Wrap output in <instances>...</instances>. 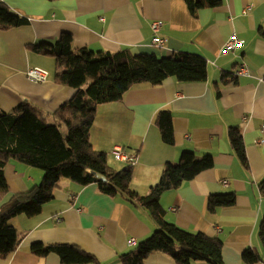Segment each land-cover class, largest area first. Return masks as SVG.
Listing matches in <instances>:
<instances>
[{
  "label": "crops",
  "instance_id": "1",
  "mask_svg": "<svg viewBox=\"0 0 264 264\" xmlns=\"http://www.w3.org/2000/svg\"><path fill=\"white\" fill-rule=\"evenodd\" d=\"M10 13L26 23L0 29V110L11 112L23 103L53 115L77 90L54 80L56 61L34 51L37 45H54L62 34L73 36V50L159 58L178 52L202 56L208 62V78L201 83L166 79L159 86L136 85L117 103L98 108L91 142L107 153L122 146L136 155L132 188L145 195L158 185L165 167L178 164L184 152L209 155L211 169L201 172L160 199L166 220L191 233H203L223 242L224 264H245L242 255L251 249L264 258L260 225L264 218V0H223L216 9L191 14L184 0H3ZM163 22L164 48L152 45L151 24ZM236 37L242 45L232 51L226 43ZM245 64L250 75L235 77ZM49 73L45 83L31 82L27 71ZM216 85L219 89H216ZM162 110L173 115L174 145L166 144L155 116ZM238 130L246 146L249 171L229 143V132ZM130 166V165H129ZM10 196L40 185L44 171L19 161L5 167ZM234 193L236 206L206 210L212 194ZM9 195L0 198V207ZM173 208H178L173 212ZM79 209L81 212H79ZM60 222H57V220ZM21 238L18 248L0 264H62L50 254L38 257L34 244H72L90 252L102 264H124L120 256L149 238L157 227L143 208L133 207L121 196L111 197L95 184L82 187L63 179L54 200L42 213L11 220ZM136 240L131 246L130 241ZM143 264H178L164 253L150 255ZM192 264H208L195 262ZM256 264H264L258 262Z\"/></svg>",
  "mask_w": 264,
  "mask_h": 264
},
{
  "label": "trees",
  "instance_id": "2",
  "mask_svg": "<svg viewBox=\"0 0 264 264\" xmlns=\"http://www.w3.org/2000/svg\"><path fill=\"white\" fill-rule=\"evenodd\" d=\"M184 1L192 15L202 8L216 9L223 4V0ZM25 23L26 20L10 13L0 0V29L8 30ZM73 41L72 35L62 34L54 45L41 44L32 48L55 59L57 84L77 90L68 103L53 115L28 103L8 113L0 110V198L9 195V200L0 207V259L9 256L20 244L21 238L11 220L21 215L29 218L40 215L54 200L59 183L70 179L82 187L95 184L108 196H121L133 207L147 211L154 221L156 231L120 256L124 264H143L155 253H164L178 264H224L220 239L191 233L168 222L160 203L164 193L179 189L201 172L211 169L214 166L211 156L199 157L194 152H184L178 164L165 167L159 184L142 195L132 188L134 166L113 168L108 154L96 151L91 142L100 106L122 101L132 87L140 84L159 86L168 78H175L179 83L205 82L208 78L206 59L187 52L159 58L153 54L133 56L126 51L119 54L76 51ZM154 124L160 129L163 141L174 145L171 111L159 112ZM229 143L244 169L249 171L246 146L235 128L229 132ZM10 161L44 171L42 183L26 193L10 196L5 175ZM259 186L264 198V180ZM236 201L234 193L212 194L207 199L206 210L215 215L220 209L236 206ZM260 239L264 247V218ZM32 252L40 258L55 254L62 264H102L93 254L72 244L45 246L38 243L32 246ZM242 259L245 264L264 262V258L251 249L243 253Z\"/></svg>",
  "mask_w": 264,
  "mask_h": 264
},
{
  "label": "built area",
  "instance_id": "3",
  "mask_svg": "<svg viewBox=\"0 0 264 264\" xmlns=\"http://www.w3.org/2000/svg\"><path fill=\"white\" fill-rule=\"evenodd\" d=\"M3 2V0H1ZM151 30L153 34L152 45L159 48H164L166 44V40L160 36V33L163 30V22L162 21H154L151 24ZM242 41L237 39L236 37H232L225 45V50L232 51L236 49L238 46L242 45ZM250 75L249 68L242 64L239 68L235 71L234 76L236 77H245ZM27 77L31 82L34 83H45L49 80V73L40 68H31L27 71ZM264 129V126H263ZM260 143H264V140ZM110 155L116 162L124 163L130 166L135 165L137 162L136 155H129L122 146H115L110 151ZM173 212H177L178 208H173ZM79 212L81 210L79 209ZM57 222H60L58 219ZM131 246L136 245V240L132 239L130 241Z\"/></svg>",
  "mask_w": 264,
  "mask_h": 264
}]
</instances>
